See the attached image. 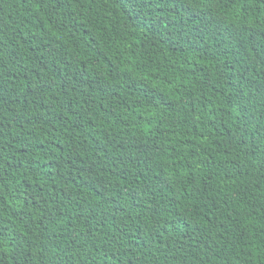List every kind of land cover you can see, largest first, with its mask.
<instances>
[{
    "label": "trees",
    "instance_id": "trees-1",
    "mask_svg": "<svg viewBox=\"0 0 264 264\" xmlns=\"http://www.w3.org/2000/svg\"><path fill=\"white\" fill-rule=\"evenodd\" d=\"M0 264H264V0H0Z\"/></svg>",
    "mask_w": 264,
    "mask_h": 264
}]
</instances>
